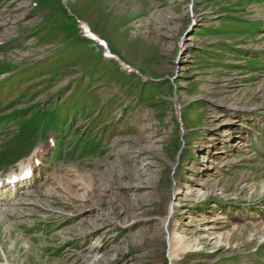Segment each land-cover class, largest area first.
Instances as JSON below:
<instances>
[{"label": "rangeland", "instance_id": "374dc122", "mask_svg": "<svg viewBox=\"0 0 264 264\" xmlns=\"http://www.w3.org/2000/svg\"><path fill=\"white\" fill-rule=\"evenodd\" d=\"M0 72V264H264V0H0Z\"/></svg>", "mask_w": 264, "mask_h": 264}, {"label": "bare ground", "instance_id": "6f19581e", "mask_svg": "<svg viewBox=\"0 0 264 264\" xmlns=\"http://www.w3.org/2000/svg\"><path fill=\"white\" fill-rule=\"evenodd\" d=\"M40 153H41L40 148L36 147L33 150V152L26 159L19 161V163L17 164V168L19 171L17 172V171L13 170V171L9 172L8 177H7V181H9L15 177L18 178V180H19L22 175H24L25 173H28L30 170H32L33 167H35L36 160L39 159ZM15 186H9V187L6 186L7 191L5 190V192H11V190H15L16 189V188H14ZM2 196H4V193H0V198ZM188 247H189V245L187 244L184 247V249H186Z\"/></svg>", "mask_w": 264, "mask_h": 264}, {"label": "trees", "instance_id": "16d2710c", "mask_svg": "<svg viewBox=\"0 0 264 264\" xmlns=\"http://www.w3.org/2000/svg\"><path fill=\"white\" fill-rule=\"evenodd\" d=\"M1 73V72H0ZM32 112V110H30ZM33 114V119L36 121L38 127L40 130H46L47 125L59 136H64L62 133L64 130V127H60V122H52L54 120V114L53 113H48L45 112L41 109H38L36 112H32ZM50 114V115H49ZM22 129H20L21 131Z\"/></svg>", "mask_w": 264, "mask_h": 264}, {"label": "water", "instance_id": "95a60500", "mask_svg": "<svg viewBox=\"0 0 264 264\" xmlns=\"http://www.w3.org/2000/svg\"><path fill=\"white\" fill-rule=\"evenodd\" d=\"M170 215H171V212L168 213L167 217L165 218V221L163 222L164 225H165V230H166L167 222H168V220H169V218H170ZM166 233H167V230H166ZM171 263H172L171 259L168 258V263H167V264H171Z\"/></svg>", "mask_w": 264, "mask_h": 264}]
</instances>
